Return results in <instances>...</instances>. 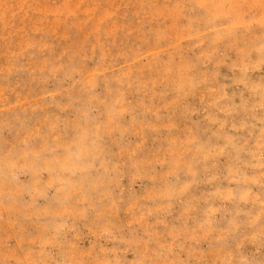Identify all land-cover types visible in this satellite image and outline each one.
Here are the masks:
<instances>
[{
    "label": "rangeland",
    "instance_id": "rangeland-1",
    "mask_svg": "<svg viewBox=\"0 0 264 264\" xmlns=\"http://www.w3.org/2000/svg\"><path fill=\"white\" fill-rule=\"evenodd\" d=\"M0 264H264V0H0Z\"/></svg>",
    "mask_w": 264,
    "mask_h": 264
}]
</instances>
